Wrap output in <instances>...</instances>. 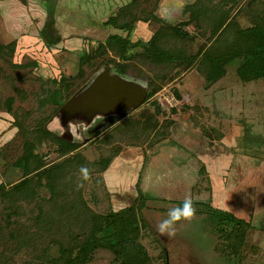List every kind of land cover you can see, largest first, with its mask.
Returning <instances> with one entry per match:
<instances>
[{"label":"rangeland","instance_id":"rangeland-1","mask_svg":"<svg viewBox=\"0 0 264 264\" xmlns=\"http://www.w3.org/2000/svg\"><path fill=\"white\" fill-rule=\"evenodd\" d=\"M194 1L151 0L139 8L174 26L189 19L184 8ZM225 1L212 0L211 4ZM130 2L0 0V46L14 44L12 52L0 51V183L11 185L22 177V169L12 163L23 153V138L11 126L14 119L7 113L5 101L13 100L12 113L19 121L24 112L29 114L22 124L27 122L31 128L50 112L38 109L41 79L74 80L84 71L85 84L75 86L67 100H58L59 109L45 128L62 140L78 144V153L91 164L119 147L104 173L91 167V178L82 190L88 206L97 213L117 211L142 196L144 227L139 242L150 264H264V79L243 82L237 73L238 60L228 64L225 75L212 85L207 84L198 61L190 68H177L175 64L151 65L136 57L130 62L120 61L127 68L124 77L106 71L97 61L81 65V58H90L98 43L109 36H128L127 30L106 23ZM226 4L231 10L230 20L241 29L252 26L258 15L264 17V0ZM160 28L152 20L137 22L129 37L133 43H148ZM186 32L194 40L184 43V48L196 55L205 38L194 26L187 27ZM108 57L119 63L113 53ZM115 88L124 97L111 103L108 92ZM61 90L65 97L63 86ZM156 105L164 112L156 116L157 127L164 120L172 124L155 133L143 125L155 113ZM126 120L138 123L132 132L118 134L119 129H114L123 122V126L128 125ZM96 132L99 136L93 137ZM110 133L111 141L102 142ZM56 148L45 141L36 153L51 164L60 158ZM77 174L78 186L83 180ZM188 196L194 200L195 216L178 222L173 236H161L156 225ZM15 197L19 196H14L13 202ZM19 198L14 204L0 202V264H53L61 257V249L72 242L69 237L77 232V225L64 214L55 218L48 231L36 225L39 210L46 208L49 198L47 188H40L33 200ZM204 206L250 223L240 258L222 253L226 241L214 234L219 212L209 215ZM25 235L33 237L26 242ZM86 264L115 263L110 252L98 250Z\"/></svg>","mask_w":264,"mask_h":264},{"label":"trees","instance_id":"trees-1","mask_svg":"<svg viewBox=\"0 0 264 264\" xmlns=\"http://www.w3.org/2000/svg\"><path fill=\"white\" fill-rule=\"evenodd\" d=\"M19 1L25 3V0ZM150 2L151 0H131L126 7L120 9L116 17L108 19L106 25L121 31L127 30L128 36H109L105 42L98 43L90 58L85 56L81 58V65L90 66L93 61H97L100 66L124 77L127 68L120 61L130 62L136 57L141 62H148L151 65L172 67L171 65L175 64L177 68H190L198 61L207 84L212 85L225 75V67L228 64L238 60L237 73L243 82L264 79V17L261 14L255 17L252 26L241 29L237 23L230 20L231 10L226 7L227 2L239 3V0H228L222 5L218 3L214 6L211 4L212 0H195L184 8V12L189 14V19L173 26L166 25L153 13L146 15L144 10L139 8V5H148ZM142 14L144 17H139ZM148 18L159 23L161 28L148 43L131 42L129 34L134 31L136 23H148L150 21ZM190 26H194L195 32H201V36L205 38V42L199 47L200 50L196 55H190L187 48H184V43L194 40L193 35L186 32V28ZM207 33H209L208 38H206ZM206 42L209 43L208 47H206ZM13 46L14 44L0 46V51L12 52ZM137 49L139 52L134 53ZM107 52L113 53L119 63L109 58ZM83 74L84 71L79 73L74 80L62 78L58 82L41 79L38 109L43 110L44 113L49 109L50 112L48 111L47 115H42L40 119H37L39 121L31 128L27 127V122L22 124L23 118L24 120L30 118L29 114L24 112L19 121L18 115L15 112L12 113L13 100L5 101L6 111L14 119L11 126L17 128L23 138L21 146L23 153L12 163V166L22 169V177L20 181L11 185L0 183V202L4 203L3 201L9 200V203L14 204L21 196L33 200L40 188L48 189L49 198L45 200L46 208L43 207V211L39 210L40 221H36V225L48 231L55 218L63 214L77 225V232L69 237L72 242L61 249V257L53 264H86L98 250L110 252L115 264H150L149 256L139 242L140 229L144 227L140 210L144 207L145 199L139 196L129 207L97 213L88 206L84 199L83 187L76 185V174H81L79 171L81 166H86L89 171L93 167L98 172L104 173L118 155L119 147L111 148L110 156L91 164L78 153L81 148L78 144L62 140L45 128L49 118L54 116L59 109L58 100H67L73 96L71 94L75 92V86L85 84ZM160 77L164 79V75ZM62 86L66 90L65 97L61 95ZM152 95L153 91L146 99L149 100ZM177 98L180 97L177 95ZM157 115H164V112L156 105L155 113L149 117V120H146V126L142 124L143 127L155 130V133L162 127H166L164 130H167V126L172 122L164 120L158 128ZM128 123L126 126L120 124L114 130L119 129L118 134L129 133L132 132V126L138 122L129 121ZM113 132L115 131H112V135ZM112 135L110 133L109 137L104 136V140L101 141H111ZM92 136L99 135L96 132ZM45 141L56 145V152L60 157L58 162L46 164L43 161L44 158H39L36 148ZM84 183L85 181H82L80 184L84 186ZM14 196L19 197H15L13 202ZM13 207L11 205V208ZM203 210L209 215L219 212L215 219L214 234L226 241L225 249L222 248L221 251L223 254L229 253L228 256L240 258L246 247L247 233L251 228L250 223L238 219L229 212L214 211L205 206ZM198 212L202 211L199 209ZM13 214L15 215V212ZM7 227L9 228V225ZM32 237L25 235L23 239L27 242Z\"/></svg>","mask_w":264,"mask_h":264},{"label":"clouds","instance_id":"clouds-1","mask_svg":"<svg viewBox=\"0 0 264 264\" xmlns=\"http://www.w3.org/2000/svg\"><path fill=\"white\" fill-rule=\"evenodd\" d=\"M83 181L90 180V171L86 166L79 169ZM83 187V184L78 185ZM196 214L194 200L191 196L186 197L181 205L172 207L168 210L167 218L156 225V230L161 236H173L175 234V225L182 220H191Z\"/></svg>","mask_w":264,"mask_h":264},{"label":"water","instance_id":"water-1","mask_svg":"<svg viewBox=\"0 0 264 264\" xmlns=\"http://www.w3.org/2000/svg\"><path fill=\"white\" fill-rule=\"evenodd\" d=\"M108 69H106V71H107ZM109 89L111 88V87H108ZM118 90L119 89H117V88H115V89H113L112 91H111V94H110V92H108V96L110 95V97H107L108 99H109V102H111V103H115L116 101L118 102V101H120L124 96H123V94H121V93H119L118 92ZM110 91V90H109ZM106 98V99H107ZM144 100H145V98H144ZM143 100V101H144ZM142 103V102H141Z\"/></svg>","mask_w":264,"mask_h":264}]
</instances>
